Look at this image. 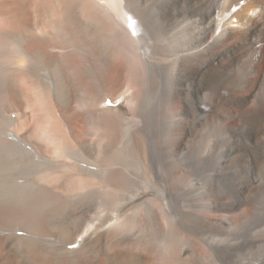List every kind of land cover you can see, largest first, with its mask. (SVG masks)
<instances>
[{
    "label": "bare ground",
    "instance_id": "6f19581e",
    "mask_svg": "<svg viewBox=\"0 0 264 264\" xmlns=\"http://www.w3.org/2000/svg\"><path fill=\"white\" fill-rule=\"evenodd\" d=\"M0 264H264V0H0Z\"/></svg>",
    "mask_w": 264,
    "mask_h": 264
},
{
    "label": "rangeland",
    "instance_id": "374dc122",
    "mask_svg": "<svg viewBox=\"0 0 264 264\" xmlns=\"http://www.w3.org/2000/svg\"><path fill=\"white\" fill-rule=\"evenodd\" d=\"M73 118H74V117H73ZM210 148H211V147H210ZM210 148H209V149H210ZM193 184H194V185H197L198 183H197V181H193V182L191 183V187H196V186H193Z\"/></svg>",
    "mask_w": 264,
    "mask_h": 264
}]
</instances>
